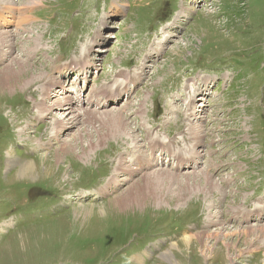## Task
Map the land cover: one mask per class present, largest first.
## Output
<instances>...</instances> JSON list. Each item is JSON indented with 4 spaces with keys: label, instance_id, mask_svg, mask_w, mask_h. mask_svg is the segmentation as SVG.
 I'll list each match as a JSON object with an SVG mask.
<instances>
[{
    "label": "rangeland",
    "instance_id": "1",
    "mask_svg": "<svg viewBox=\"0 0 264 264\" xmlns=\"http://www.w3.org/2000/svg\"><path fill=\"white\" fill-rule=\"evenodd\" d=\"M23 1L15 0L27 6ZM112 1L42 0L32 15L34 21L21 26L24 11L17 7L19 28L11 30L6 47L14 51L0 69L28 63L30 75L0 72V264H264L262 231L257 230L254 238V233L242 231L264 226V219L245 217L243 212L264 206V0H197L193 10L187 8L192 7L191 0H127L119 13L112 9ZM155 43H161L163 51L146 59L152 64L146 84L136 95L124 93L110 101V95L122 88L119 81L124 82L118 70L141 66ZM92 44L90 51L86 49ZM98 46L107 48L98 49L103 52L91 64L97 69L88 88L92 86L89 97L94 103L87 114H95L94 119L88 121L85 107L81 114L65 111L64 116L65 109L54 105L44 129L33 127L31 116L39 108L41 89L47 88L43 82L56 79L42 60L65 48L71 58L91 59ZM34 50L35 60L30 61ZM156 55L159 60L154 61ZM69 60L63 58L60 65ZM33 74L41 75L39 81L28 83ZM200 74L211 78L207 84L200 80L211 93L206 96L210 105L204 113L206 119L209 116L203 126L205 138L203 144L197 143L203 154L198 169L177 173L165 165L135 173L137 169L123 162L120 172L135 174L132 181H120L112 195L94 201L66 195L104 186L120 154L134 143L145 151L149 134L166 136L169 127L177 142L185 137L186 145L196 143L187 134L190 122L184 109L173 98L187 95L185 84L189 87ZM96 85L99 90L94 93ZM65 91L69 93L68 88ZM55 93L50 104L62 97ZM125 95L127 100L122 101ZM191 107L193 111L195 106ZM107 110L121 113L128 122L125 136L112 135L103 126ZM77 113L79 117L84 113L81 122L72 118ZM65 117L69 123L62 141L40 147L38 141L49 140L55 120ZM28 123L30 128L22 133ZM64 143L72 145V153L57 149ZM90 144L95 151L80 156ZM13 153L23 162L32 161L35 175L20 179L19 167L7 162ZM146 159L140 153L134 162L144 164ZM162 169L177 177L161 174L155 180ZM206 177L216 189L199 186ZM199 233H205L202 239L195 237ZM135 256L142 263L135 262Z\"/></svg>",
    "mask_w": 264,
    "mask_h": 264
},
{
    "label": "bare ground",
    "instance_id": "2",
    "mask_svg": "<svg viewBox=\"0 0 264 264\" xmlns=\"http://www.w3.org/2000/svg\"><path fill=\"white\" fill-rule=\"evenodd\" d=\"M38 3H42V0H24L23 2H22V4H24V5H27V6H25V7H27L26 9H24L23 11H24V13L23 14H21V18H20V20H19V23L21 24L25 19H28V18H30V16L29 15H25L26 13H28L29 11H32L33 10V8L32 7H34V6H36ZM7 6H6V9H3L2 8V10H8L9 12H12V13H15L16 12V10H17V4L16 3H14V1H12V0H8V2H7ZM124 6H126V3L123 1V0H114L113 1V10H115L116 12H121L122 11V9H123V7ZM187 8H189L190 10L192 9V7H187ZM20 9V8H19ZM185 11V10H184ZM184 11H182V13L184 12ZM4 11H0V20H1V18L3 17L2 16V13H3ZM186 14V13H185ZM188 14V13H187ZM178 15V14H177ZM179 17H180V14H179ZM14 34H15V32H14ZM13 34V35H14ZM12 36V32H10V30L9 31H0V41H2V42H6L10 37ZM15 36V35H14ZM15 44V43H14ZM16 45V44H15ZM17 49V48H16ZM7 50V49H6ZM9 50V49H8ZM16 58V57H15ZM17 61H19V60H17ZM12 62H13V60H12ZM2 63V62H1ZM22 63V62H21ZM25 63V62H24ZM28 64V63H27ZM27 64H18V66L17 67H10V65L11 64H7L4 68H2V69H0V72H2L3 70H5V69H7V70H9V72L11 73V75L13 76H15V75H19V76H22V75H30V73H28V70L26 69V67L28 68L29 66V64L27 65ZM34 68V67H33ZM30 69V68H29ZM6 71V70H5ZM3 73V72H2ZM4 73H6V72H4ZM3 73V74H4ZM41 73V72H40ZM39 73V74H40ZM45 73V72H44ZM48 75V74H47ZM46 76V75H45ZM2 77V76H1ZM7 77H10V74H7ZM17 77V76H16ZM41 77V75H32L29 79H28V83H34L37 79H39ZM48 77V76H47ZM6 77H3V79H5ZM28 78V77H27ZM46 78V77H45ZM44 79V78H43ZM2 80V79H1ZM5 81V80H4ZM42 81V80H41ZM6 82V81H5ZM38 82V81H37ZM1 83H2V81H1ZM7 83V82H6ZM9 83V82H8ZM17 83V82H16ZM30 84V85H31ZM1 86V85H0ZM23 86V85H22ZM27 86V85H26ZM5 87H7V86H5ZM9 87H10V85H9ZM13 87V86H12ZM21 88V87H20ZM5 89V88H4ZM15 89V88H14ZM6 90V89H5ZM42 90V89H41ZM13 92V91H12ZM50 95L51 94H49V97H50ZM57 95V94H56ZM61 95V94H60ZM58 98V97H57ZM62 99V104L63 105H65L66 107H65V109H68V111H70L69 112V114H71V113H75L76 112V110L78 111V110H80V107H78V109L74 106V103H73V100H72V98H71V96L69 95V93H67V94H65V95H63V97L61 98ZM196 99H194V100H192L191 102H194ZM54 101V100H53ZM200 104V103H199ZM62 105V106H63ZM38 106H39V108H41V111H42V115L41 116H45L46 114H51V113H45V110L47 109V108H45L46 107V105H44V106H42L41 104H38ZM49 106V105H48ZM192 106V105H191ZM204 103H201L199 106H197V107H200V108H198L199 110H196V106L193 108V111H192V114H193V116H194V119H197V121H204V120H202V117L200 116V115H202V113H203V111H204ZM59 108V107H58ZM208 108V107H207ZM82 109V108H81ZM201 109V110H200ZM87 111H84L85 112V114L87 115V117L89 116V118H88V121H91L92 119H94V115L95 114H92V113H90V115H91V117H90V115L89 114H87V113H89L90 111H88L89 109H86ZM113 110V109H112ZM116 110V109H115ZM67 111V112H68ZM201 111V112H200ZM207 111V110H206ZM96 112V111H95ZM98 112V111H97ZM64 113V116H65V112H63ZM78 113H80L81 114V111L80 112H78ZM78 113H77V115H78ZM93 113H94V111H93ZM67 114V113H66ZM99 114V113H98ZM100 114H101V112H100ZM73 115V114H72ZM75 115V114H74ZM71 116V115H70ZM70 116H69V118H70ZM82 116H84V113H83V115ZM79 117V115L78 116H76V117H72L73 118V120L75 121L76 120V122H77V120H79L80 118H78ZM103 119H101V122H102V124H103V126H106L107 128H108V130H110V132L112 133V135H116V134H119V133H121V134H123L124 136H125V134L124 133H126V129H128L126 126L127 125H129V124H127L126 122H125V120H124V118H123V115L121 114V113H119V112H114V111H110V110H107V111H104L103 112ZM72 118H71V120H72ZM82 118V117H81ZM84 118V117H83ZM65 119H66V117L64 118V119H59L58 118V120L56 121L57 123H58V125L60 126V127H63V126H65L67 123H69L68 121L66 122L65 121ZM67 120V119H66ZM69 120V119H68ZM70 120V121H71ZM82 120V119H81ZM80 121V120H79ZM78 121V122H79ZM189 121V120H188ZM81 122V121H80ZM189 123V122H188ZM73 124V123H72ZM190 124V123H189ZM188 124V125H189ZM101 126V125H100ZM102 127V126H101ZM100 127V128H101ZM190 127V129H191V134H193V139L195 140V142H198V143H202L203 144V139L205 138V132H206V130L203 128V125H200L199 126V128H198V125L197 124H192V125H190L189 126ZM205 127V126H204ZM197 128L199 129V130H197ZM22 131V133H25V128H22L21 129ZM55 130V129H54ZM100 133V132H99ZM111 133H109V136H108V138L110 137V135H111ZM134 133V132H133ZM62 135V136H61ZM61 137H64V135H63V132L61 131L60 132V134L58 135V141H62V139H61ZM128 137H129V135H128ZM54 139H56V137L54 138ZM54 139L52 138L51 140H53L54 141ZM40 140V139H39ZM50 140V141H51ZM155 141H156V139H154ZM49 141V142H50ZM99 141V140H98ZM35 142L37 143V141L35 140ZM68 143V142H67ZM70 143V142H69ZM68 143V144H69ZM53 144H55L54 142L53 143H50V144H48L47 142H44V141H42V140H40V141H38V145L40 146V147H44V146H46V145H49V146H51V145H53ZM65 144V143H64ZM64 144L61 146V147H59V148H57V149H59V150H61V151H63V152H69V153H72V151H73V148H72V145H68V144H65V146H64ZM67 145V146H66ZM84 148V147H83ZM72 149V150H71ZM194 150V149H193ZM93 151H95L94 150V145H92V144H90L89 146H87V148H85L84 150H83V152L81 153V155L80 156H86V157H88V156H90L91 154H92V152ZM195 152L194 153H191L190 155H191V157H196V155L197 154H195L196 153V150H194ZM187 153H188V151H186ZM144 157V156H143ZM142 158V157H141ZM141 160H143V159H137L136 161H141ZM7 162L10 164V166H14L15 167V165H17L18 167H19V171H18V177L20 178V179H22V177L23 178H25V177H30V176H33V175H35V171H36V169H37V167L32 163V161H28V160H26L25 162H23V161H21V160H19L15 155H14V153L13 154H9L8 156H7ZM126 164L127 162L124 160V158H122L121 160H120V168H122L121 166H123V164L124 163ZM7 163V164H8ZM124 164V165H125ZM13 168V167H12ZM123 169V168H122ZM131 169H133V168H131ZM129 170V172H132V170ZM167 170V169H166ZM51 171V170H50ZM49 171V172H50ZM49 172H47V173H49ZM43 174H45V173H43ZM161 174H164L165 175V177L167 176H170L172 179H175L177 176H175L174 174H172V173H170V172H168V171H165V170H160V171H157V173L155 174V180H157V181H159V179H158V177L161 175ZM188 174V173H187ZM148 175V174H147ZM166 177V178H167ZM212 180V178H210V177H206V179H205V183L204 184H200L199 186L201 187V188H205V189H207L208 187H214L215 185H213V181H211ZM216 180V179H215ZM197 181V180H196ZM196 185H198L197 183H196ZM212 187V188H213ZM220 188V187H219ZM213 189H216V187L215 188H213ZM208 191L210 190V189H207ZM217 192H218V190H217ZM258 211H260V210H258ZM258 225V224H257ZM9 227V226H8ZM10 228V227H9ZM257 230H261L262 231V235H261V237H262V243L264 242V226L263 227H257V226H250V227H247V228H245V230H242L243 232H245V233H254V234H252V238H254L255 236H256V232H257ZM198 233V232H197ZM205 234V233H204ZM203 233L201 234V233H199V234H197V235H195V237L197 236V237H200L201 239H202V237H203V235H204ZM248 235H250V234H248ZM194 237V236H193ZM258 237V236H257ZM185 239H187V237L185 238ZM192 238H191V236H190V238L189 239H187V240H191ZM261 239V238H260ZM260 239H258V240H260ZM254 241V240H253ZM263 246V245H262ZM257 249V248H256ZM241 252V251H240ZM242 253V252H241ZM240 253V254H241ZM164 256H165V258H170V256L169 255H167V254H164ZM138 263H141V260L138 258V257H135L134 258ZM235 261V260H234ZM233 263V262H232Z\"/></svg>",
    "mask_w": 264,
    "mask_h": 264
}]
</instances>
